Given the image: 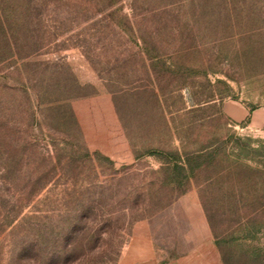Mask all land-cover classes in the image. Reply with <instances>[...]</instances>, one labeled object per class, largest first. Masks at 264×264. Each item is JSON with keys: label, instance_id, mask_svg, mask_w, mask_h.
Returning a JSON list of instances; mask_svg holds the SVG:
<instances>
[{"label": "rangeland", "instance_id": "rangeland-1", "mask_svg": "<svg viewBox=\"0 0 264 264\" xmlns=\"http://www.w3.org/2000/svg\"><path fill=\"white\" fill-rule=\"evenodd\" d=\"M142 232L264 264V0H0V264Z\"/></svg>", "mask_w": 264, "mask_h": 264}, {"label": "crops", "instance_id": "crops-1", "mask_svg": "<svg viewBox=\"0 0 264 264\" xmlns=\"http://www.w3.org/2000/svg\"><path fill=\"white\" fill-rule=\"evenodd\" d=\"M236 121H243L250 113L245 108L228 110ZM211 241V240H210ZM120 264H223L222 255L213 244L200 243L196 249L175 254L161 249L149 232L135 234L126 248Z\"/></svg>", "mask_w": 264, "mask_h": 264}, {"label": "trees", "instance_id": "trees-1", "mask_svg": "<svg viewBox=\"0 0 264 264\" xmlns=\"http://www.w3.org/2000/svg\"><path fill=\"white\" fill-rule=\"evenodd\" d=\"M225 262V261H224Z\"/></svg>", "mask_w": 264, "mask_h": 264}]
</instances>
